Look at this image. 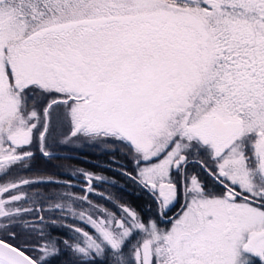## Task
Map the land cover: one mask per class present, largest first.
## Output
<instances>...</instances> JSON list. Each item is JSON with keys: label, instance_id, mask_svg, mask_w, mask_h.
Segmentation results:
<instances>
[{"label": "snow or ice", "instance_id": "snow-or-ice-1", "mask_svg": "<svg viewBox=\"0 0 264 264\" xmlns=\"http://www.w3.org/2000/svg\"><path fill=\"white\" fill-rule=\"evenodd\" d=\"M0 264H264V0H0Z\"/></svg>", "mask_w": 264, "mask_h": 264}, {"label": "trees", "instance_id": "trees-1", "mask_svg": "<svg viewBox=\"0 0 264 264\" xmlns=\"http://www.w3.org/2000/svg\"><path fill=\"white\" fill-rule=\"evenodd\" d=\"M60 155H72L77 157L75 161H63V163H75L85 168H92L95 164H105L109 160V154H100L97 148L84 147L78 151L70 153H60ZM60 162V161H58ZM43 166V162H40ZM97 171H104L106 175L113 177L119 181L116 187H108V191L118 197L124 203H130L138 210L148 211V198L139 193L138 190L129 182L120 178L116 173L107 171V169H97ZM107 187V186H106Z\"/></svg>", "mask_w": 264, "mask_h": 264}]
</instances>
